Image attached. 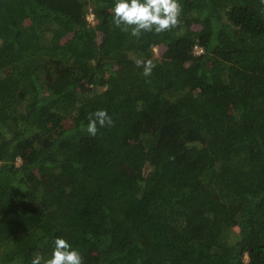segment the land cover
Instances as JSON below:
<instances>
[{
	"label": "trees",
	"instance_id": "1",
	"mask_svg": "<svg viewBox=\"0 0 264 264\" xmlns=\"http://www.w3.org/2000/svg\"><path fill=\"white\" fill-rule=\"evenodd\" d=\"M179 3L136 38L115 0H0V264L58 237L83 264H264V3Z\"/></svg>",
	"mask_w": 264,
	"mask_h": 264
},
{
	"label": "clouds",
	"instance_id": "2",
	"mask_svg": "<svg viewBox=\"0 0 264 264\" xmlns=\"http://www.w3.org/2000/svg\"><path fill=\"white\" fill-rule=\"evenodd\" d=\"M264 3V0H261ZM113 23L121 31L129 32L139 38L143 32L156 34L170 31L180 23L182 6L179 0H115L112 8ZM137 67L143 69L144 76H150L155 64L152 60L136 59ZM86 131L95 136L99 127L111 126L113 121L104 109H98L88 115ZM31 264H83L80 251L64 238H56L51 257L45 259L37 254Z\"/></svg>",
	"mask_w": 264,
	"mask_h": 264
},
{
	"label": "rangeland",
	"instance_id": "3",
	"mask_svg": "<svg viewBox=\"0 0 264 264\" xmlns=\"http://www.w3.org/2000/svg\"><path fill=\"white\" fill-rule=\"evenodd\" d=\"M88 19L91 23L92 26H95L96 27V24H97V21L95 20V17H94V14L93 12L90 10L89 14H88ZM199 25L198 24H195V28H198ZM98 36L101 37V32L97 31L96 32V39H98ZM70 36H66L64 39H63V42H66L67 39L69 38ZM155 55L156 56H161L162 52L164 51L165 49V46L162 47V46H155ZM138 59V58H135V57H127V58H124L122 63L120 64H117V69L120 71V73L122 75H126V74H129L131 69L133 67H137L136 64H135V60ZM143 60V59H142ZM64 200H67L68 198L65 197L63 198ZM238 228V226H236Z\"/></svg>",
	"mask_w": 264,
	"mask_h": 264
},
{
	"label": "built area",
	"instance_id": "4",
	"mask_svg": "<svg viewBox=\"0 0 264 264\" xmlns=\"http://www.w3.org/2000/svg\"><path fill=\"white\" fill-rule=\"evenodd\" d=\"M203 49H204V48H203L202 46H200V45H195V48H194V50H195L196 52H198V53L202 52Z\"/></svg>",
	"mask_w": 264,
	"mask_h": 264
}]
</instances>
